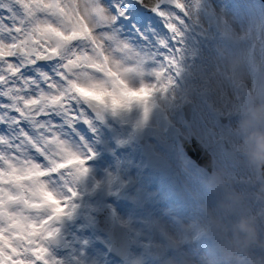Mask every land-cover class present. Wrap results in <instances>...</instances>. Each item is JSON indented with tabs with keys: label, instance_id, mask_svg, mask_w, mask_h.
Instances as JSON below:
<instances>
[{
	"label": "rangeland",
	"instance_id": "rangeland-1",
	"mask_svg": "<svg viewBox=\"0 0 264 264\" xmlns=\"http://www.w3.org/2000/svg\"><path fill=\"white\" fill-rule=\"evenodd\" d=\"M6 2L8 0H0V17L5 15L3 5ZM238 2V6H234L230 4L229 0H165L153 13L157 16L158 23L157 34H153L155 45H152V41L148 39L149 37L144 35L146 34L145 30L148 31V25H143L142 33L144 34L140 37V40L135 42H131V37L116 22L111 25L110 33H102L106 37L108 35L112 37L109 41L112 58L121 65L122 70H128V77L134 89L142 85L159 82L157 73L163 69L162 57L165 52L163 48L166 46V38L161 26H167L177 37L179 48H176V51H178L179 56L181 55V58L179 61H174L171 70H176L179 73L180 83H177L173 77L168 75L172 83L166 91L153 93L147 105V112L145 111V105L140 103H133L127 108H118L116 110L105 108L96 111H93L91 106L85 103L81 110L84 109L88 114L85 119L93 127L96 134V138L93 141L95 145H99L102 142L107 145L108 142L119 141L125 146V143L129 142V146L126 148L131 155L133 153L131 137L125 134L128 131L126 127L133 126L137 128L135 137L139 144L141 145L144 141L145 143L142 145L144 149L152 147L151 153L154 155L152 160L155 161L154 173L162 175L165 180L164 185L167 188H173L179 193L180 197L186 195V188L182 181L183 175L193 173L185 169L178 154V146L176 147L173 144L174 142L170 141V133L174 132L177 135L178 131L187 132L193 125L195 130L208 135L203 123L198 122L197 124L195 123L196 120H193L188 125L182 121L177 107H181V100L185 96L190 95L191 100L194 98L197 101L203 116L202 121H205L206 126L216 132V136L211 132V137L208 139L209 143L207 144L221 156L226 164L225 172H223L226 183L218 188L219 191L221 193L232 191L235 175L245 176L248 171L251 172L250 170L253 169L252 167L248 169L242 164L234 169L232 168V160L238 151L236 147H245L244 137L247 136L253 121L256 119V105L264 104V76L262 85L261 87L259 86L264 71V15L263 12L256 11L253 0H239ZM103 3L113 12V7L117 9L119 5L125 4V0H103ZM150 4L151 2H147L144 7L148 8ZM178 4L183 5V7H179ZM160 6L161 8H159ZM174 6L182 9L188 18L178 14L173 9ZM108 23L97 20V25L101 28ZM150 29L151 33H153V27H150ZM173 29L176 30L174 31ZM158 33H161V36ZM81 46H83V42ZM256 53L259 54L257 57H255ZM249 54L250 56H248ZM160 59L159 68H157L156 64L159 63ZM251 62L256 64V68L259 71L257 77L252 72L250 74L249 65ZM49 66L51 69L46 70L39 66L33 69V72L38 77V84L43 82L46 75L60 72V62L54 61ZM171 70H168V72ZM237 81L240 86L237 85ZM174 85L178 88L177 91H172ZM48 91L49 89L40 88L37 94ZM2 97L5 99L4 92L0 90V99ZM5 100L7 101L6 104L0 103V122H3V118H6L9 127L7 133L3 131L7 135L2 134L0 130V157H8L15 153L18 159L39 164L42 170L46 172V169L62 162L61 160L54 161L52 158L53 153L56 156L60 155L61 151L58 149L61 148L64 151L65 147H67L80 152L78 145L70 139V136L77 134L73 125L66 124L65 127L68 128V133L57 135L53 131L48 133L46 129V124L52 125L50 119L52 114L47 117V120L25 116L22 118L21 123H17L13 112L14 100L11 97ZM206 103L211 105L219 114L229 116V122L220 124L215 116L209 115L205 109ZM113 111L116 112V116ZM103 114L105 119L102 118ZM3 115L4 117L1 118ZM173 119L175 120V126L167 127L165 123L167 121L172 122ZM106 134L107 138L104 139L103 137ZM190 135L191 132L189 131L186 136L189 137ZM21 138L24 141L15 142L16 139ZM253 139H256V137H249V141ZM160 140L163 143L162 146L159 144ZM226 141L231 145V150L227 152L224 151ZM124 154H127V152ZM145 156L148 158V153ZM229 156L232 157L227 158ZM127 160L130 161L131 159ZM143 162H145V158ZM3 163L4 161L0 159V165H3ZM94 167L100 173L102 180L93 184L96 191H94L92 196H88L90 187L86 189L82 187V192H80L75 186L70 185L73 182H69L67 186L65 185L61 192L67 194L70 186L75 188L76 194L79 195V201L72 203L76 207H80V210L82 209L83 218L89 222L93 220V216L89 215V199L99 194L103 184L112 178L104 163ZM115 168L118 169L119 167ZM120 168L124 176L131 178V170L127 166ZM87 169L88 171L85 174H81L79 169H73L67 178L81 185L82 177L90 172V167L87 166ZM216 171H220L218 167ZM114 180L116 183L118 178L114 177ZM247 183L250 184L248 187H241V193L244 198L243 201L237 203L238 207L234 212V220L236 221L241 220L243 214L246 218L253 217L259 211V207L261 205L264 206V191L259 187L256 190L254 189V184L248 181ZM128 185L129 182L118 181L119 191H128ZM252 192H254V194H251L252 196L256 194L258 197L255 196L252 200L246 199ZM112 195L117 196L119 192H115ZM128 198L131 199V197ZM255 198L258 203L263 199V203L260 206H256ZM162 200L166 204V197ZM165 204L164 206H166ZM172 204H174L173 201H171ZM233 207L234 202H232L231 206L225 208L228 214L231 213ZM51 211V209H48L43 212H36L34 215L40 218V214L47 213L49 216ZM73 212L65 214V222L72 228L73 236L69 237L62 232H56L49 241V251L51 247H54L60 252H66L70 249V244L78 243L77 238H74V236L75 226L80 223L74 220ZM208 213L210 215V211ZM25 215H29V213H25ZM188 217L186 214H181L180 216H175L172 222H165L172 226L171 230H168L169 242L166 246V251L173 248L170 235L178 236L177 228L173 224L178 225L180 220ZM210 217L206 216L205 221L201 225L206 230H209L212 225ZM63 219L60 215L55 225H61ZM184 223L188 225L187 222ZM227 232H229L228 226ZM101 238L107 242L104 236H101ZM244 243L247 244L246 240H244ZM256 249L258 250L259 264H264V242ZM141 254L145 255L146 251L142 249ZM53 257L59 260L60 264L62 263L59 257ZM68 264L85 263L71 257Z\"/></svg>",
	"mask_w": 264,
	"mask_h": 264
},
{
	"label": "snow or ice",
	"instance_id": "snow-or-ice-1",
	"mask_svg": "<svg viewBox=\"0 0 264 264\" xmlns=\"http://www.w3.org/2000/svg\"><path fill=\"white\" fill-rule=\"evenodd\" d=\"M129 6L120 5L114 13L103 0L4 3L5 15L0 17V90L5 99L14 100L17 123L25 116L47 118L55 109L79 121L85 103L97 110L140 103L147 112L153 93L166 91L172 83L168 69L157 73L158 83L134 89L128 70H122L112 58V37L102 35L110 33L111 25L121 18L117 13L127 15ZM97 20L109 23L101 28ZM45 61L60 62L61 69L38 84L33 69ZM40 88L49 91L37 94ZM93 156L86 145L81 152L65 147L60 153L62 162L51 174L73 169L85 174ZM0 159L4 161L0 165V264H60L48 244L56 234L58 217L71 207L75 188L70 186L67 194L49 188L42 178L50 173L39 164L18 159L15 153ZM48 209L52 211L47 217L34 215Z\"/></svg>",
	"mask_w": 264,
	"mask_h": 264
},
{
	"label": "bare ground",
	"instance_id": "bare-ground-1",
	"mask_svg": "<svg viewBox=\"0 0 264 264\" xmlns=\"http://www.w3.org/2000/svg\"><path fill=\"white\" fill-rule=\"evenodd\" d=\"M132 1H134V0H132ZM129 4L131 5V0H129ZM114 110H116V109H114ZM113 114L116 116V112L115 111H113ZM53 116L54 117H58V118L60 117L61 119H55ZM102 118L105 119V115L104 114L102 115ZM50 119L53 120L52 121V125L46 124V129H49L50 127H52L53 129L50 130V131H53V132H55L57 134H58V132L61 133V134H65L66 133L65 130L60 127L61 121L63 119H65L68 123L73 125V119L70 118L67 114H65L64 110H62V109H56L54 111L53 115L50 117ZM41 120H47V118H42ZM63 127H64V124H63ZM60 129L63 131V133H62V131H60ZM50 131H47V132L49 133ZM22 140L24 141L23 138L18 139V140L16 139L15 142L18 143L19 141H22ZM85 144H86V146L91 145V143L88 140H85ZM58 150H60L61 152L63 151L61 148L58 149ZM149 156H151V151L149 153ZM132 157L133 156L131 155V158ZM52 158H53L54 161H57V160L60 159V155L56 156L53 153L52 154ZM135 160L139 164H141V162H142V158H136ZM151 160H152L151 158L148 160L149 167H153L154 166V162L151 161ZM108 169H109L110 173L112 174V172L114 170V167L108 165ZM149 169L150 168L144 169V171H145L144 175L147 174V173H150ZM137 173H138L137 171L134 172V176H133L132 181H131V187L133 189L137 188L139 183L141 182V180H138L136 178V174ZM97 177H98V175H97L96 172L88 174L86 179L84 177L83 183L81 185H76L75 186L76 189L77 190H82V187H87V185L89 183H91V182H94ZM120 178L122 180H125V176L121 175ZM42 179H43L44 183H46V184L49 183L48 181L50 180V178H42ZM146 183H147L146 180H144L143 181V185L146 186ZM49 188H51V187L49 186ZM51 189H54V190L59 191V192L62 191V188H61V186L59 184H54V186ZM108 190H112L110 184H107L105 186L104 194ZM140 193L141 194H140V197L138 198V200L140 199L139 201H141V203H143L146 206L147 210H150L151 212H154L153 218H151L149 220H146L147 230L144 233L140 230L139 222H138V219L140 217V213H138L137 215L129 214L127 212V207H126V212H124L123 214H119L114 209L115 213L117 215L118 222L121 225L125 226L130 231V234L133 235V231H134V233L137 232L139 239H141L144 235L146 236V239H147V242H148V245H147L148 249H149L150 252H152L154 260L156 262H158L159 264H164L166 261H168L170 264H190V261L193 259V256H192L191 251L188 248H186V247H184L182 249V252H181L182 260L174 258L173 256H168L166 254V252H165V247H164L165 246V241L162 240V238L160 237L158 224L156 222V219L154 218L156 216V212H157V209L159 208V205H157V206H155V208H153V207H149L148 204H147V201H149L151 204L152 203H157L159 200L162 199V194H160V193L159 194H157V193L151 194L150 199L145 202L146 198L143 195L144 192L140 191ZM126 195L130 196L131 192H128ZM121 196L125 197V195L123 193L121 194ZM102 199H103L102 195L96 197V199L91 201L92 202V207L94 209H97V208H102L103 206H105V207L109 206ZM91 202H89V205H90ZM90 207H91V205H90ZM67 212H70V208L67 211H64L62 213H67ZM223 214H226V211H223L222 215ZM42 216L43 217H47L46 215H42ZM55 229L57 231L62 232L64 235H67V236H70L72 234L71 227H69L68 225H66L64 223L61 226H55ZM95 231L97 232V229H95ZM182 235L190 236L189 230H186L185 232H183ZM84 238H87V237L84 236ZM77 239H79V241L83 240L81 237H79V238L77 237ZM139 250H140V244L137 243L135 240H133V243L130 246V250H129V253H128L126 259L129 260V261L136 259L137 255L139 253ZM50 253L53 256H59L60 259L63 261L62 264H68V260H69V254L68 253H66V254L65 253H63V254L58 253L56 251V249L53 248V247L50 248ZM71 253L80 262H84V263H87V264H98L99 262H102V259H101L100 255L94 253L92 248H86L84 245H81V246L80 245H75V244L71 245ZM178 253H180V252H178ZM200 257H202V256H200ZM233 263L238 264V262H236V261L235 262L233 261ZM113 264H116V262H113Z\"/></svg>",
	"mask_w": 264,
	"mask_h": 264
},
{
	"label": "clouds",
	"instance_id": "clouds-1",
	"mask_svg": "<svg viewBox=\"0 0 264 264\" xmlns=\"http://www.w3.org/2000/svg\"><path fill=\"white\" fill-rule=\"evenodd\" d=\"M255 136L256 139L249 141V137ZM244 145L246 148V161L248 165L258 172L264 173V104L256 105V119L253 121L247 136L244 137ZM226 183L224 174L216 171L207 180L208 187L216 189ZM242 199V197H241ZM252 228L257 238H261V226L258 222H251L248 225ZM247 235V233H243Z\"/></svg>",
	"mask_w": 264,
	"mask_h": 264
},
{
	"label": "water",
	"instance_id": "water-1",
	"mask_svg": "<svg viewBox=\"0 0 264 264\" xmlns=\"http://www.w3.org/2000/svg\"><path fill=\"white\" fill-rule=\"evenodd\" d=\"M156 1L158 2V1H160V0H156ZM157 2H156V3H157Z\"/></svg>",
	"mask_w": 264,
	"mask_h": 264
}]
</instances>
